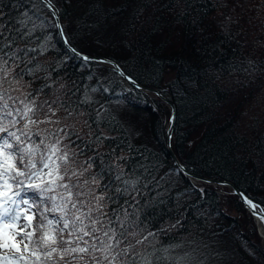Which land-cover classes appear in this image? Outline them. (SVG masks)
Instances as JSON below:
<instances>
[{"label": "trees", "instance_id": "1", "mask_svg": "<svg viewBox=\"0 0 264 264\" xmlns=\"http://www.w3.org/2000/svg\"><path fill=\"white\" fill-rule=\"evenodd\" d=\"M52 2L74 49L113 60L137 83L157 89L174 104L170 146L189 172L230 181L264 211V116L254 103H248L252 109L248 131L237 127L242 119L240 97L253 101L264 85V14L250 11L253 27L262 35L251 38L246 22L238 26L239 13L223 0ZM0 7L4 19L13 24L25 11L55 23L44 5L33 10L30 0H0ZM29 39L27 46L36 52L30 53L28 67L38 63L41 69L25 90L52 85L38 96L37 105L57 98L78 103L77 112L83 114L73 117L81 121L74 128L81 139L93 141L102 132L112 139L93 145L99 153L111 152L110 145L119 142L116 154L128 158L130 165H151L140 185L137 207L142 208L140 218L147 228L166 229L159 233L156 247L168 252L157 256H167V264L181 258L186 264H264V242L238 196L226 186L192 183L174 164L166 147L171 114L167 103L127 87L112 66L71 54L55 27H38ZM24 67L21 63L12 74ZM241 77L253 79L251 87ZM30 79L25 76L22 83ZM253 85L258 86L254 94ZM85 98L88 102L81 103ZM57 111L67 115L63 108ZM93 118L99 120L98 129ZM93 155H83V162ZM98 171L96 165L85 175ZM106 182L107 177L93 187L99 191ZM111 208L108 205L105 211L111 214ZM237 212L246 221L234 220Z\"/></svg>", "mask_w": 264, "mask_h": 264}, {"label": "snow or ice", "instance_id": "2", "mask_svg": "<svg viewBox=\"0 0 264 264\" xmlns=\"http://www.w3.org/2000/svg\"><path fill=\"white\" fill-rule=\"evenodd\" d=\"M30 2L33 10L44 5L56 23L25 11L13 24L4 19L0 7V249L12 253L0 255V264H160L162 260L167 264V256L156 255L168 252L167 248L156 247L159 233L166 229L147 228L140 218L142 208L137 207L140 185L151 165H130L128 158L116 154L119 142L110 145L111 152L99 153L93 145L112 139L102 132L93 141H85L74 126L45 130L32 127L41 123L59 125L61 119H53L59 108L67 113L64 120L83 112H77L78 103H62L59 98L37 105L38 96L51 88L50 84L34 92L25 90L41 69L38 63L28 67L30 53L36 52L27 46L32 42L29 38L38 27L59 28L63 38L60 13L52 0ZM20 43L25 47H19ZM72 51L75 53V49ZM21 63L25 67L12 74ZM116 71L126 75L118 65ZM25 76L32 78L27 84L22 83ZM126 78L135 85L130 75ZM87 102L88 98L81 101ZM92 122L98 129L99 120L93 118ZM65 139L71 143H63ZM88 152L94 155L77 166V158ZM96 165L99 171L86 176ZM106 177L107 182L97 191L93 186ZM108 205L112 206L111 214L105 211ZM37 216L39 220L33 223ZM176 264L186 262L181 258Z\"/></svg>", "mask_w": 264, "mask_h": 264}, {"label": "rangeland", "instance_id": "3", "mask_svg": "<svg viewBox=\"0 0 264 264\" xmlns=\"http://www.w3.org/2000/svg\"><path fill=\"white\" fill-rule=\"evenodd\" d=\"M225 4H227L229 6V8L233 11V12H238V26H242L243 23L246 22V28L249 29L250 31V37L251 38H256L257 36H262L260 34H258V31L253 27V21H252V17L249 15L250 14V11H253L254 13H256L258 10H259V13L258 15H263L264 14V0H236V1H233V0H223ZM262 2V4H261ZM258 5V9L255 10V6ZM224 6V4H223ZM60 21V20H59ZM61 24V23H60ZM62 26V25H61ZM240 28V27H239ZM57 29V28H56ZM63 30V29H62ZM58 31V30H57ZM249 33L248 31L245 32V36H248ZM255 35V36H254ZM263 38V37H262ZM264 39V38H263ZM73 48V47H72ZM67 49V48H66ZM68 50V49H67ZM76 50V49H75ZM72 54V53H71ZM75 56V55H74ZM90 56H96V55H90ZM79 58V57H78ZM106 58V57H105ZM81 59V58H80ZM113 61V60H112ZM101 63V62H100ZM103 64H106V63H103ZM110 65V64H108ZM111 66V65H110ZM120 76V75H119ZM128 76V75H127ZM121 77V76H120ZM122 78V77H121ZM242 80L245 84H247L246 86H250V81L253 82V79L251 78H239V80ZM122 80L124 81L125 85L127 87L131 86L134 88V86H132L131 84H129L128 82H126V80H124L122 78ZM141 85V84H140ZM237 85V84H236ZM240 85H242L240 83ZM245 86V85H244ZM254 88H258V86H255L253 85V88H252V93H253V89ZM262 92L259 91L258 93L255 94V98H256V101H255V98L253 99V101H249L247 100L246 98L243 97V95L241 96V93H240V98H242V105H238L239 108L241 109V112H242V119L237 123V127H239V130L240 131H248V126H249V122H250V112H252V109L250 108V104L248 103H251L255 105V110L257 113H260L262 116H264V85L262 86ZM242 90H247V88L243 87ZM240 92V91H239ZM146 93L151 96L152 98H156L158 96H156V94H154L153 92H150V91H146ZM15 95L16 94H19V93H14ZM254 94V93H253ZM165 97V96H164ZM159 98V97H158ZM162 100V99H161ZM164 101V100H163ZM165 102V101H164ZM166 103V102H165ZM170 107V106H169ZM171 109V108H170ZM66 115L63 114L62 112H59L57 111L56 112V117H53V119H56V118H60L61 119V123L59 125H55V127H65V126H74V128H79L80 127V123L81 121H78L77 119H75V117H72L70 119H67L64 120L63 117H65ZM41 119H43V116L40 117ZM175 119V118H174ZM49 126V128H45L46 126ZM34 129L35 128H39L40 130H45V129H52V124H44V123H41L39 125H34L32 126ZM69 128H72V127H69ZM69 141V140H68ZM67 143L69 144L70 142ZM170 142V140H169ZM83 155H80L78 158H77V166H79V164H81L83 162ZM192 183H196V184H200L199 182H202V181H198V180H194V179H190ZM75 182V181H73ZM211 184H214V183H211ZM202 185H200L199 187H201ZM221 187H224L225 185H220ZM228 187V186H226ZM230 188V187H228ZM231 189V188H230ZM232 190V189H231ZM245 208V207H244ZM36 209H33V211H35ZM246 212L250 214V212L246 209ZM233 217L236 218L237 221H240L243 220V221H246V217H244V215H241L240 212H237V213H234L232 214ZM251 215V214H250ZM252 216V215H251ZM253 218V216H252ZM39 220V217L37 216L36 218V221H33V223H36L37 221ZM254 220V219H253ZM254 226H255V232L256 234L259 236L260 240L262 242H264V230L262 231L259 227H258V224L257 222L254 220ZM262 231V232H261ZM37 235H39V233H37ZM21 247H23V245H21ZM12 253H8L6 252L5 250H2L0 249V255H11ZM63 264V263H61Z\"/></svg>", "mask_w": 264, "mask_h": 264}, {"label": "water", "instance_id": "4", "mask_svg": "<svg viewBox=\"0 0 264 264\" xmlns=\"http://www.w3.org/2000/svg\"><path fill=\"white\" fill-rule=\"evenodd\" d=\"M48 10V9H47ZM49 11V10H48ZM51 14V13H50ZM54 18V17H53ZM54 21L56 23V19L54 18ZM59 24H60V21H59ZM61 25V24H60ZM58 30V33L60 31L59 28H57ZM59 37L63 43V45L68 49V51L70 53H72L73 55H75L76 57H79L81 59H83L84 57H88L90 58L89 60H92V61H97V62H101V63H106L108 61H111V62H114L108 58H105L103 56H89L87 54H84V53H81V52H78L77 50H75V53H73L72 49V46L69 44V43H65V40H66V37L64 35V32H63V38L61 37V35L59 34ZM68 42V41H67ZM103 61V62H102ZM106 64H110L116 71V65H118L116 62L113 64V63H106ZM119 66V65H118ZM119 69L120 71H123L120 66H119ZM117 72V71H116ZM118 73V72H117ZM119 74V73H118ZM121 76V75H120ZM127 75L125 76H121L124 80H126V82H128L129 84H131L132 86L138 88V89H141V90H144V91H150V92H153L154 94H156V96H158L160 99L164 100L171 108V114H170V119H169V126H168V129H167V143H166V147H167V150L171 156V158L173 159V162L174 164L179 168L180 172L186 176H188L190 179H194V180H198V181H203V182H207V183H214V184H218V185H225V186H228L230 187L235 193L236 195L238 196L239 200L242 202L243 206L250 212V214L253 216V218H256L257 217H261L262 215H264V212L263 211H260V210H257L256 208H252L247 201H251L250 199L246 198V196L238 189L236 188L230 181H226V180H216V179H211V178H206V177H201V176H198V175H195L191 172H189L181 163L180 161L178 160V158L176 157V155L174 154L171 146H170V137L172 135V128H173V123H174V118H175V106L174 104L166 97H164L157 89H154V88H151V87H146V86H143V85H140L139 83H135V85L133 83H131L127 78H126ZM252 202V201H251ZM254 212L256 214H254ZM234 220H236L235 217H233Z\"/></svg>", "mask_w": 264, "mask_h": 264}, {"label": "bare ground", "instance_id": "5", "mask_svg": "<svg viewBox=\"0 0 264 264\" xmlns=\"http://www.w3.org/2000/svg\"><path fill=\"white\" fill-rule=\"evenodd\" d=\"M255 221L257 222L258 227L263 231L264 230V219H262L261 217H257V219L255 218Z\"/></svg>", "mask_w": 264, "mask_h": 264}]
</instances>
